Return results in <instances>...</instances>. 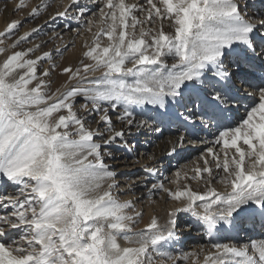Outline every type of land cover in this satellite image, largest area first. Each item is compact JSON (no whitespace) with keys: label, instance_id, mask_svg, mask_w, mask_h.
Segmentation results:
<instances>
[{"label":"snow or ice","instance_id":"1","mask_svg":"<svg viewBox=\"0 0 264 264\" xmlns=\"http://www.w3.org/2000/svg\"><path fill=\"white\" fill-rule=\"evenodd\" d=\"M89 4L71 0L53 16L42 0L29 10V21L48 13L90 35L55 90L52 55L33 58L39 44L20 49L40 28L18 36L10 53L0 47V264H264V238L224 235L244 217L264 221V12L250 15L247 0ZM28 7L19 0L13 14ZM21 26L8 22L0 45ZM161 125L175 128L167 155L204 147L192 169L151 182L149 198L174 206L138 229L143 194L122 199L105 160L115 158L113 145L135 149L133 129L161 133ZM181 225L203 230L209 244L174 254Z\"/></svg>","mask_w":264,"mask_h":264},{"label":"bare ground","instance_id":"2","mask_svg":"<svg viewBox=\"0 0 264 264\" xmlns=\"http://www.w3.org/2000/svg\"><path fill=\"white\" fill-rule=\"evenodd\" d=\"M5 1H7V3L0 4V7L5 11H8L9 7L13 11L14 6L18 3L17 0ZM28 2H30V4L32 3L31 5L34 7L37 4H40L42 0H29ZM48 2L51 5L49 12L53 16L57 10L63 11L65 6L71 4V0H48ZM81 3L89 4V0H81ZM5 5L7 6L6 8ZM89 6L93 7V10H95L94 6L90 4ZM75 7V5L72 6V9L69 13L70 16L77 14ZM246 10L250 15L253 13L264 12V0H247ZM28 14L24 15L23 17L27 18ZM46 20L48 23H44ZM80 23L82 25L83 20H81ZM33 27L40 28L38 34H43L41 41L39 40L40 43L45 44L49 40H52L51 43L55 40L59 41V44L48 52L52 55V62L55 63L62 58L60 54L63 52V48H65L66 45L68 46L69 44H74L76 46V50L78 51L84 40L86 38L90 39V35L87 33H85L83 36L77 35L76 20L57 17L53 21L49 18L48 13L41 15ZM46 31H48V33H45ZM58 48L60 49L59 53L56 51ZM65 63L67 64V62ZM111 115L115 121L116 113H111ZM117 126L119 130L122 125L118 123L116 124V127ZM161 128V133L150 132L145 129H142L139 133H136V130L133 129V135L126 136V138L129 141L133 140V144H137L135 147L136 149H134L132 152H127L123 148L117 149V147L113 145L111 150L112 152H115V158L110 163H107L118 172L117 179L121 183V188L118 191L122 194V199H132L135 201L137 197H141L143 194V199L136 204V208L138 210H143L145 212L143 219L136 226L138 229L145 226L150 215L153 214V211L159 215L161 222H163V220L166 218L167 210L174 206L172 202L165 203L163 200H161L159 194L149 198L147 188L151 186V182L165 180V178L171 179L173 178V174L177 169H192L197 163H199L197 157L204 147L203 145H187L185 148L178 150V154L169 156L167 155V152L171 148L170 142L175 138V136H170V134L175 133V128H165L164 125H161ZM161 136L164 137V140H162L163 142H161L162 147L160 148L162 151L157 153L155 161L148 160L146 157L150 154L146 153L145 148L148 147L147 145L152 139L157 137L159 138ZM201 136L209 140L212 139L210 133L207 130L202 132ZM137 160H139L138 164L135 163ZM144 165L155 166L158 168L159 171L157 175L148 176L146 172L142 171V167ZM189 174L191 173L189 172ZM141 180H144L145 184H147V187L140 183ZM165 183L167 184V180H165ZM129 184L133 185L131 194L125 192V188ZM192 186L195 188L196 184L193 183ZM217 188L218 190H223V187L220 185H217ZM154 197H156V199H154ZM180 216L181 219H183L187 217V214L181 213ZM181 227L183 229L182 237L180 241L174 244L173 248L170 249L174 251V254L189 252L197 249L198 247L209 244L210 238L203 232V230H198L196 228L189 230L188 228L183 227V225H181ZM225 228L228 229V231L224 233L225 236L241 243L249 242L251 239L264 238V221H261L259 217H256L255 219L251 217H244L242 218V222L238 223L234 228L228 225H225ZM119 243L121 246H127L126 242L123 240H120Z\"/></svg>","mask_w":264,"mask_h":264},{"label":"rangeland","instance_id":"3","mask_svg":"<svg viewBox=\"0 0 264 264\" xmlns=\"http://www.w3.org/2000/svg\"><path fill=\"white\" fill-rule=\"evenodd\" d=\"M28 1L29 0H26V3L29 5V7L25 8L22 11H18L15 14H13V11H12V9L10 7H9L8 11H5L4 9H2L0 7V32L5 31L8 22H10L11 20H17V21H21L22 22V26L19 28L18 33H16V35L8 37L4 41V44L0 45V47L8 46L9 53L11 52V47L10 46L17 39V37L20 36L21 34L24 35L25 33H28V31L30 32L32 29H35V27H33V26L35 25V23L39 19L38 18V19H35V20H32V21H29L25 17H23L24 15L29 13L30 8L32 7V5H31L32 3L30 4V2H28ZM17 2H19V0H17ZM3 3H7V1L0 0V4H3ZM45 33H48V31H46ZM42 36H43V34H38V33L37 34H33L29 40H26L25 42L20 44V49H27V48L34 47L35 45L40 43ZM51 41L52 40H49L45 44L40 43L39 45H41V47L34 54L33 58H35V56L43 55V53L45 51L49 52L50 50L54 49V47L56 45L59 44V41H57V40L53 41L52 43H51ZM73 45L74 44H69L68 47H67V51H65L64 48H63V52L60 54V56L62 58L59 59V61H56V63L52 62L55 65H57V67L52 71L51 76L49 77V79L53 82L52 83V89L53 90H55V88L60 86L67 79V76H65V75H63L61 73V69L63 67H65V66H68V65L75 66L78 63L79 59H80L81 52L83 51L82 46L77 51L76 50V46L75 45L73 46ZM20 49H18V50H20ZM4 58H5V56L3 54H0V61H2ZM65 62H67V64ZM48 67H49V61H43L42 62V68H48ZM96 75H99V73H96ZM79 102H82V101L78 100V103ZM117 129H118V126H117ZM170 136H175V133H171ZM162 140H164V137H162V136L159 137V138L157 137V138L152 139L151 142L148 143V145H147L148 147L146 146L147 148H145L146 153H148V154H153L154 153L155 155H157V153L159 151H162V149H160L162 147V143H161V142H163ZM129 142L133 143L134 141L131 140ZM134 145L136 147L137 144H134ZM135 151H137V150H135ZM114 154H115V152H113V155ZM112 160L113 159L106 158L105 162L106 163H108V162L110 163ZM154 199H156V197H154Z\"/></svg>","mask_w":264,"mask_h":264}]
</instances>
